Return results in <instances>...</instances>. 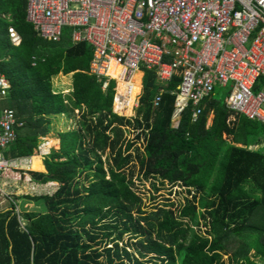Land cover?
Listing matches in <instances>:
<instances>
[{
	"label": "trees",
	"instance_id": "16d2710c",
	"mask_svg": "<svg viewBox=\"0 0 264 264\" xmlns=\"http://www.w3.org/2000/svg\"><path fill=\"white\" fill-rule=\"evenodd\" d=\"M26 2L0 0V73L9 82L2 106L21 123L4 156L30 157L50 129L49 116L79 109V117L74 129L58 132L60 147L44 157L45 172L28 171L58 188L11 197L0 209V264H264V122L232 116L227 91L219 96L216 87L196 121L186 107L172 127L179 77L159 85L148 69L136 116L114 113V81L102 89V79L87 73L91 47L72 43L68 27L59 41L38 36L25 19ZM9 26L19 45L10 43ZM59 72H72L68 95L53 92ZM135 169L154 180V191L181 187L177 210L168 199L145 209Z\"/></svg>",
	"mask_w": 264,
	"mask_h": 264
},
{
	"label": "built area",
	"instance_id": "2783aa9c",
	"mask_svg": "<svg viewBox=\"0 0 264 264\" xmlns=\"http://www.w3.org/2000/svg\"><path fill=\"white\" fill-rule=\"evenodd\" d=\"M25 19L41 38L59 41L70 28L73 43L92 49L88 72L115 80L113 110L125 114L135 72L153 70L159 85L179 77L172 117L176 126L186 107L197 120L204 101L216 87L227 91L224 102L232 116L264 122V0H26ZM18 45L19 33L7 30ZM9 82L0 73V101ZM162 89L152 100L161 101ZM15 112L0 107V176L19 179L29 157L7 158L3 148L15 138ZM29 180V179H28Z\"/></svg>",
	"mask_w": 264,
	"mask_h": 264
},
{
	"label": "crops",
	"instance_id": "0c3cea01",
	"mask_svg": "<svg viewBox=\"0 0 264 264\" xmlns=\"http://www.w3.org/2000/svg\"><path fill=\"white\" fill-rule=\"evenodd\" d=\"M69 35H70V32H69ZM71 73L72 72L67 73L70 75L69 81H61V83H59V84L56 83L54 80H56V77H59V75H63V73L59 72L56 75L52 76L51 83H52V87H53V92H56V93L60 92V93H63L64 95H68L72 91ZM87 73H89V72H87ZM67 74H64V75H67ZM139 80H140V86H141V90H142V73H141ZM136 86H138V85H136ZM5 98H7V96ZM4 99H2L0 101V107H3L2 104H3ZM138 106H139V103H138ZM137 107L133 108L131 110V113H129V114H127L125 112V114L123 116L126 118L135 117ZM73 113H75L74 116L78 119L79 109H74L73 112H71V114H73ZM66 114H68V113L66 112V113H60V114L49 116L51 118L50 129L48 132L38 136L37 148L34 150L33 154L29 157L30 163L28 164V166L24 170H22V173H21V177L24 176V178L23 179H21V178L11 179L10 181H7L9 183L7 185V187L6 186L3 187L4 190H2V191L6 192V195H5L6 200L11 199V197H13L14 194H15L14 195L15 197L22 195V194H26L25 192L28 193V190L30 192L29 194H32V192H36L38 194L41 193V194L51 195L58 188V183L55 181H49L47 183H37V182L33 181L30 178L28 171L45 172V166L43 163V159L52 150H55V151L58 150V148H59L58 132L66 131V130H72L76 127V125H75L74 128H70V129L64 128L63 129V128H61L62 126L59 127V125H57L58 123H61L60 116L66 115ZM210 116L211 117L210 118L208 117V119H207L206 125H209L211 123L212 115L210 114ZM208 120L210 122L209 124H208ZM170 126L176 127V117L174 119V117H172V113H171V117H170ZM129 131H130V129H129ZM32 159H33V164L31 167ZM41 167H43V169H41V170L34 169V168H41ZM25 188H28V190L25 191ZM26 205L29 207L32 206V204H30V203L29 204L27 203Z\"/></svg>",
	"mask_w": 264,
	"mask_h": 264
},
{
	"label": "rangeland",
	"instance_id": "374dc122",
	"mask_svg": "<svg viewBox=\"0 0 264 264\" xmlns=\"http://www.w3.org/2000/svg\"><path fill=\"white\" fill-rule=\"evenodd\" d=\"M3 41H4L3 39H0V51H1V47H2ZM136 75L137 76H141V73L137 72ZM59 77H56V80H54L58 84L61 83V81H69V79H70V75L69 74H67V75H64V74L63 75H59ZM262 83H260V85ZM133 84L137 85L136 82H134ZM135 91H136V93L138 92V86H136ZM223 92L225 93V89H223L222 92H220V90H218L217 95H219V96L220 95H224ZM135 96L136 95L133 94V98L132 99H134ZM130 99H131V97H130ZM130 108H131V104H130L129 109ZM74 115H75V113L71 114V113L68 112V114L60 116L61 123H58L57 125H59V127L62 126L61 128H63V129L64 128H68V129L74 128V126L76 125V122H77V118ZM210 117L211 116L209 115V118ZM230 117L233 118L232 116H230ZM209 123L210 122L208 120V124ZM21 173H22V171L20 172V174ZM12 175H14V173H11V177L9 176L8 178L0 177V209L4 208L5 206H8L9 203H10V201L8 202V200L5 199L6 192H3L2 190H4L3 187H5V186L7 187V185L9 184L7 181H10L11 179H13ZM20 178L23 179L24 176L23 177L20 176ZM133 179H134L133 181L136 184L137 191L141 194V197L143 199V203H144L143 207L145 209H147V210H154L155 207H156L155 204L156 205H160V204H163L164 202L166 203L165 199L169 200V201H167V203H170V202L173 203V209H175V210H177L179 205L182 204V202H183V196H182L183 192L181 191L182 188L178 189L176 186L169 187L170 185L165 183V186L163 188L152 192L151 186H150L151 180L150 179H144V178L140 177V174L138 173V171L136 169L134 171ZM170 189H171V191H170ZM26 190H28V188H25V191ZM174 190H176L177 193H175ZM25 193H27V192H25ZM28 193H30L29 190H28ZM32 194H38V193L32 192ZM14 195H13V197H15ZM150 195H154L155 199H149ZM126 240H127V236H124L123 244H124V242ZM129 249H131V247H129ZM228 256H229V253L225 254V255H222V258L225 261V263H228Z\"/></svg>",
	"mask_w": 264,
	"mask_h": 264
},
{
	"label": "clouds",
	"instance_id": "9594fccd",
	"mask_svg": "<svg viewBox=\"0 0 264 264\" xmlns=\"http://www.w3.org/2000/svg\"><path fill=\"white\" fill-rule=\"evenodd\" d=\"M96 78H97V77H96ZM142 78H143V76H142ZM97 79H98V78H97ZM100 79H102V84H103V82L105 81V77H104V78L102 77V78H100ZM100 79H99V80H100ZM109 80H113V81H114L113 90H114V94H115V80H114V79H109ZM109 80H107V84H108ZM102 84H101V88H102V89H105V88L107 87V85L103 88V87H102ZM141 92H142V90H141ZM114 94H113V97H114ZM140 94H141V93H140ZM139 98H140V96H139ZM111 109H112V111H113L114 113H116V112L113 110V98H112V108H111ZM172 111H173V110H172ZM116 114H118V113H116ZM118 115L123 116V114H118ZM174 118H175V117H174ZM133 175H134V174H133ZM140 177H141V175H140ZM142 178H143V177H142ZM132 179H133V176H132ZM144 179H145V178H144ZM147 179H149V178H147ZM133 180H134V179H133ZM150 180H151V182H150V186H151V183H153L154 180H153V179H150ZM156 186H159V184H156ZM174 186H176L178 189L181 188V187H179V186H177V185H174ZM172 187H173V186H172ZM151 190H152V192L154 191V189H152V188H151Z\"/></svg>",
	"mask_w": 264,
	"mask_h": 264
},
{
	"label": "bare ground",
	"instance_id": "6f19581e",
	"mask_svg": "<svg viewBox=\"0 0 264 264\" xmlns=\"http://www.w3.org/2000/svg\"><path fill=\"white\" fill-rule=\"evenodd\" d=\"M137 80L135 79V73H134V75H133V77H132V79H131V83L133 84L134 82H136ZM135 88H136V85L135 84H133V90H132V93H131V99H130V102L133 100L132 98H133V94H135V95H137L138 93H136V91H135ZM129 107H130V105L128 106V110L126 109L125 110V112H127V114L130 112V110H131V108L129 109ZM129 111V112H128ZM60 147V146H59ZM32 164H33V159H32V163H31V167H32Z\"/></svg>",
	"mask_w": 264,
	"mask_h": 264
}]
</instances>
